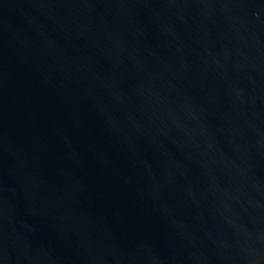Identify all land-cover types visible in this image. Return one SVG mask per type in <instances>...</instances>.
I'll list each match as a JSON object with an SVG mask.
<instances>
[{"label": "water", "instance_id": "obj_1", "mask_svg": "<svg viewBox=\"0 0 264 264\" xmlns=\"http://www.w3.org/2000/svg\"><path fill=\"white\" fill-rule=\"evenodd\" d=\"M0 264H264V0H0Z\"/></svg>", "mask_w": 264, "mask_h": 264}]
</instances>
